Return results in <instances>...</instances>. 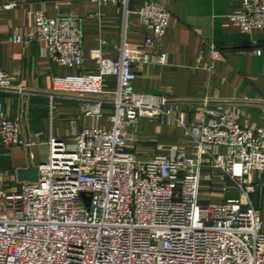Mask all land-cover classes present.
I'll list each match as a JSON object with an SVG mask.
<instances>
[{
  "label": "built area",
  "instance_id": "2783aa9c",
  "mask_svg": "<svg viewBox=\"0 0 264 264\" xmlns=\"http://www.w3.org/2000/svg\"><path fill=\"white\" fill-rule=\"evenodd\" d=\"M93 1L121 6L126 25L132 0ZM138 13L150 31L145 45L159 44L171 12L143 0ZM230 17L244 33L264 32V0H242ZM34 18V29L15 34V42H43L58 64L83 65L80 19L45 11ZM91 57L98 71L57 76L54 90L95 98L89 108L94 116L112 105L111 125L75 130L73 143L51 135L38 180L0 186V264H264V224L251 200L252 174L264 172V124L247 127L240 111L205 99L196 124L178 118L194 145L192 155L175 145L141 160L126 148L129 127L172 117L174 110L167 98L136 90L134 65L151 63L152 55L134 50L124 35L118 58H104L102 48L91 50ZM156 62L166 64L167 55L158 54ZM107 77L116 78L115 90L105 89ZM0 90H14L12 74L1 68ZM41 135L24 138L20 121L0 104V148L30 151ZM216 176L223 180V199H205L202 183L214 185Z\"/></svg>",
  "mask_w": 264,
  "mask_h": 264
},
{
  "label": "crops",
  "instance_id": "0c3cea01",
  "mask_svg": "<svg viewBox=\"0 0 264 264\" xmlns=\"http://www.w3.org/2000/svg\"><path fill=\"white\" fill-rule=\"evenodd\" d=\"M156 1L171 12L170 25L159 44L146 46L150 31L138 13L143 0L130 2L126 25L123 8L111 2L0 0V68L12 74L14 85L12 91L0 90V104L8 116L20 121L24 138L34 139V134L42 132L30 151L0 148V172L9 171L0 175V186L18 187L22 182L18 170L47 161L51 135L73 143L75 130L111 125L112 105L104 104L102 115L94 116L89 108L95 98L60 94L54 90V79L98 71L99 62L91 57V50L102 48L104 58L116 59L124 35L134 50L144 49L153 58L149 64L134 65L136 90L161 95L174 105L172 117L141 119L129 127L125 145L137 158L152 160L162 147L175 145L192 155L194 145L178 118L186 125L196 124L197 108L205 99L240 111L247 127L264 124V32L255 29L244 33L233 23L230 16L239 10L242 0ZM11 2L16 6L2 8ZM37 11L81 20L82 66L58 64L45 52L43 42L14 41L15 34L34 29ZM160 53L167 55L166 64L156 62ZM116 88V78L107 77L105 89ZM252 181L255 190L251 200L261 210L264 224V172L254 171ZM222 182L221 177H215L214 184Z\"/></svg>",
  "mask_w": 264,
  "mask_h": 264
},
{
  "label": "rangeland",
  "instance_id": "374dc122",
  "mask_svg": "<svg viewBox=\"0 0 264 264\" xmlns=\"http://www.w3.org/2000/svg\"><path fill=\"white\" fill-rule=\"evenodd\" d=\"M43 153V156H45L47 154V149L44 151H42ZM6 179H8V177H6ZM212 187V193L210 194L209 191H210V188ZM220 189H221V184H210V183H207L205 181H203L202 183V195L204 197H206L205 199H212V200H221L223 197H222V194L220 192Z\"/></svg>",
  "mask_w": 264,
  "mask_h": 264
},
{
  "label": "water",
  "instance_id": "95a60500",
  "mask_svg": "<svg viewBox=\"0 0 264 264\" xmlns=\"http://www.w3.org/2000/svg\"><path fill=\"white\" fill-rule=\"evenodd\" d=\"M18 179L20 181H37L38 180V167L30 166L25 169L17 171Z\"/></svg>",
  "mask_w": 264,
  "mask_h": 264
}]
</instances>
